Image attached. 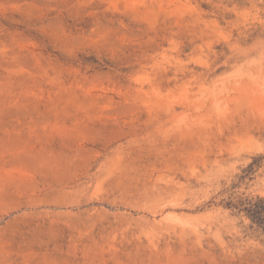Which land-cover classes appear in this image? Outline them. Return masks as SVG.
<instances>
[{"label":"rangeland","instance_id":"1","mask_svg":"<svg viewBox=\"0 0 264 264\" xmlns=\"http://www.w3.org/2000/svg\"><path fill=\"white\" fill-rule=\"evenodd\" d=\"M0 264H264V0H0Z\"/></svg>","mask_w":264,"mask_h":264}]
</instances>
